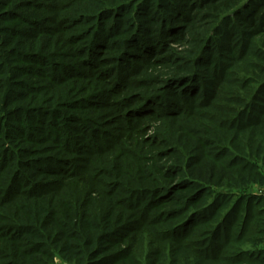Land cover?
Returning <instances> with one entry per match:
<instances>
[{
	"label": "trees",
	"instance_id": "trees-1",
	"mask_svg": "<svg viewBox=\"0 0 264 264\" xmlns=\"http://www.w3.org/2000/svg\"><path fill=\"white\" fill-rule=\"evenodd\" d=\"M43 1L25 16L0 0V264H264V0ZM71 35L77 65L45 55ZM83 68L101 80L86 102L125 92L130 128L109 147L122 157H72L95 149L98 118L65 114L57 84ZM152 220L162 230L139 248Z\"/></svg>",
	"mask_w": 264,
	"mask_h": 264
},
{
	"label": "rangeland",
	"instance_id": "rangeland-1",
	"mask_svg": "<svg viewBox=\"0 0 264 264\" xmlns=\"http://www.w3.org/2000/svg\"><path fill=\"white\" fill-rule=\"evenodd\" d=\"M40 1H42V0H13L12 4L16 5L14 7V10L17 11L18 13H21L22 15L31 16V14H33V13H35V14L41 13V15H42L43 10H41L37 7H38V5H41L42 3H46V2L45 1L40 2ZM29 3H31L30 5H33V7L28 6ZM11 5L9 7H11ZM10 25H11V22H6V23L0 22V26H2V27H4V26L9 27ZM70 27H72V24H70ZM64 28H67V27H64ZM67 31L69 34H72V29L71 30L68 29ZM37 34L39 35L38 32H37ZM1 35L3 38L7 37L6 34H1ZM47 39H48V37L45 38V41ZM46 43H48V42L46 41ZM50 43H51L50 47L47 48V51L45 52V55H47L48 58H50L55 52L61 54V52L64 51V55L62 56L64 58L63 61H65L69 64L74 63V65H77L76 61H80L79 60L80 57L72 56V49H75V47H77V46H83V43L80 42L77 44H72V35L68 36V41H66V42L63 41V42L59 43L58 41L53 40V42H50ZM57 46H59V47L56 49ZM67 49H70V51H68ZM52 51H53V53H52ZM49 54L51 56H49ZM101 55H103V56L104 55H111V53L110 52H104V53L102 52ZM58 57H59L58 54H55L53 56L54 59H58ZM53 58H51V59H53ZM13 62H12V60H10V61L8 60V63H10L8 66L26 67L28 65H31V67H33V68H37V69L39 68L38 64L19 63V62H18V64H15ZM47 67L48 66L42 65L40 67V69H42L44 72H47V70H46ZM42 70H41V72H43ZM95 70H96V68H93V69L92 68H83L82 71H83V74H85L84 77L73 78V80H72V78L71 79L68 78L67 73H64V75H62V77H63L62 79H64L63 80L64 82H62L61 85L57 84V88L60 89V91L62 90L61 94L64 95L63 98L68 96L69 100H70V98L72 99V97L74 99L73 103L71 102L68 105L65 104V106L67 107L63 110L65 114L68 113V115L72 116V114H76L77 111H82V114H81L82 117H87L88 119H93L96 117L98 118V122H97L98 124L95 127L91 126L92 129H96V131H98V138H97V140H94V142H95L94 144L96 145V146H94L95 149L88 148V152H84L83 154H82V152L84 151V149H83V151L81 149L79 152H72L73 153L72 157H74V159L81 157V156L91 157V158L99 157V156H97V153L99 152L100 149H102L101 150L102 153H100L101 156L109 153L110 157H122L121 152L120 153H113L112 148L110 149L109 147H115V142H116L115 137L122 135L121 129H123V127H127V126L129 127L130 126V124H129L130 121L128 120L129 118L127 116L125 118V116H124L123 104H121V103L119 104V103L115 102V100H118V101L123 103V97H121V96L125 95V92H123L122 95L115 96V97L111 98L107 102L106 101H104V102L96 101L94 103L93 98H95L96 96L90 97V99L87 102L84 99H82V97L85 98L87 95H90L91 93H93L94 91H96L98 88L101 87L100 75L97 77L96 76L97 74L94 72ZM20 81L25 82L30 87L31 86L34 87L36 90L37 89L36 87H43L44 83L46 82V79H44V76H40V75H29V76H23L22 78H20ZM16 91L20 92V93H24V95L27 92L26 89L23 90L22 88L21 89L16 88ZM76 99H78V100H76ZM124 102H125V100H124ZM74 107H77V108H74ZM58 120H60V119L59 118L55 119V121H58ZM24 123H25V121H24ZM70 126L72 127V125H70ZM85 128H88V124L85 125ZM157 128H158L157 125L153 124L150 127H148L147 129H144V133H143L142 137L145 139V141L146 140L149 141L155 137ZM83 130H87V129L83 128ZM81 131H82V129L80 130V132ZM80 132L78 134H76V132L72 130V138L75 137V141L73 140V142L74 143L78 142L81 145H85L86 143H84V142H85L87 135H85L84 132L83 133H80ZM6 139H7V142H9L8 138H6ZM104 144H105L106 148L103 150ZM56 145L51 144L49 146L50 148H48V150L52 149V148H56L55 147ZM73 146H75V145L72 144V148H73ZM158 147L159 148H158L157 152L161 155H164L170 151L169 147L168 148H166L164 146H162V147L158 146ZM48 150H46V151H48ZM154 150L156 151V148H154ZM152 155H154V153ZM4 159H5V157H4ZM170 160H171L170 157L169 158L164 157L163 160H160L158 162V165H160L161 168L162 167L168 168L170 165L169 164ZM148 167L152 168L151 164H148ZM150 174H151L153 181H154V179H160V181H162L161 182L162 185H165V183H169L168 182L169 180H167L164 177L158 178V175L155 172H152V170H151ZM168 174L172 176V174L170 173V170L166 169L164 175L167 176ZM177 181H178V179L175 177L173 179V181L171 182L172 184H171L170 188H173V186H177V184H178ZM183 191L184 190H182V192ZM255 191L261 195H264V186L263 185L262 186L257 185V187H255ZM175 196L173 198H175ZM164 197L165 196H160L159 201L162 200V203H164L163 204L164 205L163 211L165 213L169 212V211H175V210L179 209V207H181L179 205L180 204L179 200L177 201L178 204H176V203H172L171 200L166 202L167 198L165 197V199H164ZM166 203H168V204H166ZM140 209H142V208H140ZM156 209H158V208H156ZM160 210L161 209H158L156 212L158 213ZM151 213H154V212H151ZM175 222H177V220H175L172 223H175ZM156 224H157L156 220L155 221L152 220L151 225H153V226L148 227L146 230L143 229L137 236H134L133 241L139 246V248L140 247H146L145 245L148 243V239L153 238V236L150 234V231H153L155 233L157 231L161 232L162 229H160V227L158 225L161 226L162 223L158 224V225H156ZM166 244H170V242H166Z\"/></svg>",
	"mask_w": 264,
	"mask_h": 264
}]
</instances>
